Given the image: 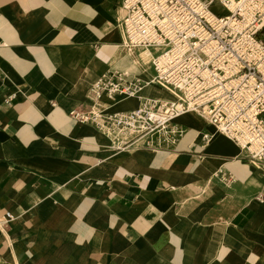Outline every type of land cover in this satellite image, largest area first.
<instances>
[{
  "label": "crops",
  "instance_id": "crops-1",
  "mask_svg": "<svg viewBox=\"0 0 264 264\" xmlns=\"http://www.w3.org/2000/svg\"><path fill=\"white\" fill-rule=\"evenodd\" d=\"M120 6L0 0V264H264V170L208 121L181 116L178 142L154 151L71 116L107 72L153 76L123 46ZM139 97L173 99L145 84L103 105Z\"/></svg>",
  "mask_w": 264,
  "mask_h": 264
},
{
  "label": "built area",
  "instance_id": "built-area-1",
  "mask_svg": "<svg viewBox=\"0 0 264 264\" xmlns=\"http://www.w3.org/2000/svg\"><path fill=\"white\" fill-rule=\"evenodd\" d=\"M120 9L123 46L130 53L151 52L153 82L174 99L139 97L134 110L107 111L106 101L140 96L145 86L110 71L90 86L84 108H74L71 116L99 130L134 134L123 142L158 151L182 136L175 118L194 111L238 146L244 160L264 170V0H121ZM9 220L13 216L6 213Z\"/></svg>",
  "mask_w": 264,
  "mask_h": 264
},
{
  "label": "bare ground",
  "instance_id": "bare-ground-1",
  "mask_svg": "<svg viewBox=\"0 0 264 264\" xmlns=\"http://www.w3.org/2000/svg\"><path fill=\"white\" fill-rule=\"evenodd\" d=\"M146 51V50H145ZM147 53H142V58L146 61L147 60V55H148V57H150V59H151V52L150 53H148L149 51H146ZM145 84H147V85H157V86H159L158 84H156V83H154L153 82V79H152V76H151V79H150V81L148 82V83H145ZM159 87H161V86H159ZM161 88H163V89H165V90H167V91H169L167 88H164V87H161ZM142 92V91H141ZM170 92V91H169ZM171 93V92H170ZM172 94V93H171ZM173 95V94H172ZM123 97H126V98H131V97H135V96H130V95H126V96H123ZM173 99H174V95H173ZM102 107L103 108H106L104 105H102ZM189 112H194V111H189ZM186 113H183L182 115H180V116H178V117H176V118H179V117H181V116H183V115H185ZM175 118V119H176ZM100 131H102L104 134H106V136H108V137H110L109 136V133H110V135H112V138H114V139H112V140H116V139H118L120 142H123L124 140H127V139H130V138H132L133 136H134V134L133 135H131V136H129V137H127V135H124V134H122V133H120L119 131H117V130H113V129H105V128H103L102 130H100ZM116 131V132H115ZM127 137V139H125Z\"/></svg>",
  "mask_w": 264,
  "mask_h": 264
},
{
  "label": "rangeland",
  "instance_id": "rangeland-1",
  "mask_svg": "<svg viewBox=\"0 0 264 264\" xmlns=\"http://www.w3.org/2000/svg\"><path fill=\"white\" fill-rule=\"evenodd\" d=\"M218 9H219L218 7H214V8H213L214 11H219ZM142 53H143V52H142ZM109 110H111V109H109ZM188 113H189V112H187L186 115H191V114H188ZM180 118H181V117L176 118L174 121H178ZM195 119H196V117H195ZM199 119L201 120V122H202L203 124L207 121L205 118H199ZM115 132H116V131H115ZM125 139H127V137H126Z\"/></svg>",
  "mask_w": 264,
  "mask_h": 264
}]
</instances>
